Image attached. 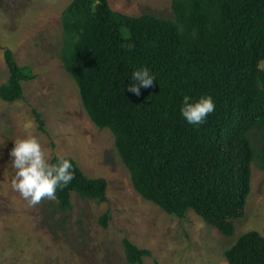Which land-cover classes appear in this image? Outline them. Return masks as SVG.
I'll return each instance as SVG.
<instances>
[{
    "label": "trees",
    "instance_id": "16d2710c",
    "mask_svg": "<svg viewBox=\"0 0 264 264\" xmlns=\"http://www.w3.org/2000/svg\"><path fill=\"white\" fill-rule=\"evenodd\" d=\"M171 10L172 18L133 17L112 10L109 0H71L61 14L60 59L87 116L112 133L134 191L168 215L183 220L192 211L231 237L245 215L252 164L264 172V0H172ZM3 56L8 78L0 99L12 103L35 75L10 49ZM141 67L156 81L137 96L127 85ZM184 95L212 97L215 110L203 125L180 116ZM34 116L42 130L41 114ZM64 159L75 179L58 190L56 211H70L72 194L106 202V180L88 178L73 158ZM109 219L104 213L100 225ZM122 247L129 264L151 256L127 238ZM224 257L264 264V237L247 232Z\"/></svg>",
    "mask_w": 264,
    "mask_h": 264
},
{
    "label": "rangeland",
    "instance_id": "374dc122",
    "mask_svg": "<svg viewBox=\"0 0 264 264\" xmlns=\"http://www.w3.org/2000/svg\"><path fill=\"white\" fill-rule=\"evenodd\" d=\"M172 0H109L112 10L129 16L172 18ZM71 0H0V85L8 78L4 48L35 79L23 83L22 99H0V264H129L127 238L151 256L144 264H223L237 238L256 231L264 237V172L252 164L245 215L224 237L188 211L180 220L144 200L132 187L108 129L87 116L78 89L63 68L61 14ZM264 66V63L262 64ZM34 112L41 114V130ZM28 122L33 123L29 130ZM35 136L52 157H70L88 178L107 182V200L97 204L72 194L70 211L55 201L29 206L12 188L15 170L9 153L14 141ZM110 219L104 228L99 220Z\"/></svg>",
    "mask_w": 264,
    "mask_h": 264
},
{
    "label": "clouds",
    "instance_id": "9594fccd",
    "mask_svg": "<svg viewBox=\"0 0 264 264\" xmlns=\"http://www.w3.org/2000/svg\"><path fill=\"white\" fill-rule=\"evenodd\" d=\"M132 50L133 45L127 44ZM156 81L155 73L147 67H141L131 72L127 91L140 95V89H147ZM215 110V103L211 96H203L196 100L188 95L183 96L180 116L194 127L203 125L207 117ZM32 122L25 125L29 130ZM12 158L10 167L15 170L12 188L25 200L29 206H36L42 200H57L58 190L65 189L74 179L73 164L68 159L53 157L46 153L35 136L14 141V147L9 153ZM223 264H229L227 258Z\"/></svg>",
    "mask_w": 264,
    "mask_h": 264
}]
</instances>
